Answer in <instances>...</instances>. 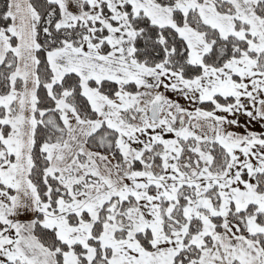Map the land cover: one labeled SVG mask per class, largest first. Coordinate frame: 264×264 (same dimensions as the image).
I'll return each instance as SVG.
<instances>
[{"label":"snow or ice","instance_id":"snow-or-ice-1","mask_svg":"<svg viewBox=\"0 0 264 264\" xmlns=\"http://www.w3.org/2000/svg\"><path fill=\"white\" fill-rule=\"evenodd\" d=\"M0 264H264V0H0Z\"/></svg>","mask_w":264,"mask_h":264}]
</instances>
